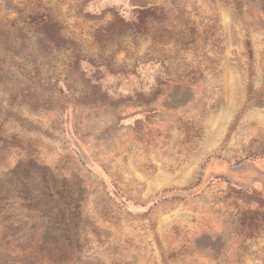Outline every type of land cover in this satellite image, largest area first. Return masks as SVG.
Instances as JSON below:
<instances>
[{"label": "rangeland", "instance_id": "1", "mask_svg": "<svg viewBox=\"0 0 264 264\" xmlns=\"http://www.w3.org/2000/svg\"><path fill=\"white\" fill-rule=\"evenodd\" d=\"M0 28V264H264V0H0Z\"/></svg>", "mask_w": 264, "mask_h": 264}, {"label": "trees", "instance_id": "2", "mask_svg": "<svg viewBox=\"0 0 264 264\" xmlns=\"http://www.w3.org/2000/svg\"><path fill=\"white\" fill-rule=\"evenodd\" d=\"M30 23H33L35 25L38 26V29H40L41 34L43 36H46L45 39L52 44H55L57 46V42L55 39V34L54 32H52V30L56 29V26H58L57 22L55 20H53V18L45 13H42L41 15H38L36 17V22L31 20H28ZM15 23V21L13 22ZM27 24H30L26 21ZM12 37L10 36V32L9 30H2L0 28V49H2V51H0V64L4 65L7 68H14V65H17L14 54L11 50V47L14 48V45L12 43ZM28 75V73L26 74ZM8 77L7 72L3 70V68H0V83L1 81H3L4 79H6ZM30 81H34L35 78H32V76L30 75ZM39 83L43 84L42 82V78H39ZM35 87L36 86H32ZM26 97H30L27 96V94H24V96L22 97L23 99H25Z\"/></svg>", "mask_w": 264, "mask_h": 264}]
</instances>
